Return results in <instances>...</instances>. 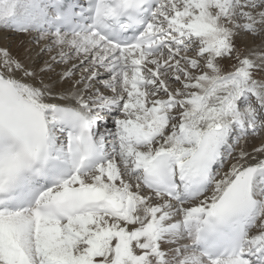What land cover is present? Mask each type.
Wrapping results in <instances>:
<instances>
[{"label":"snow or ice","instance_id":"snow-or-ice-1","mask_svg":"<svg viewBox=\"0 0 264 264\" xmlns=\"http://www.w3.org/2000/svg\"><path fill=\"white\" fill-rule=\"evenodd\" d=\"M0 264H264V0H0ZM258 141V143H257Z\"/></svg>","mask_w":264,"mask_h":264},{"label":"bare ground","instance_id":"bare-ground-1","mask_svg":"<svg viewBox=\"0 0 264 264\" xmlns=\"http://www.w3.org/2000/svg\"><path fill=\"white\" fill-rule=\"evenodd\" d=\"M0 47L8 48L13 55H23L25 50L31 47L35 55L37 46L31 43L29 34L18 33L12 29L0 26Z\"/></svg>","mask_w":264,"mask_h":264}]
</instances>
